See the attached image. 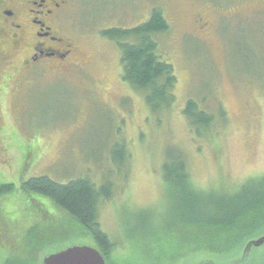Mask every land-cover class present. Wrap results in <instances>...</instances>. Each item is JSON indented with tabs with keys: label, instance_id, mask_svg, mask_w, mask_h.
Instances as JSON below:
<instances>
[{
	"label": "rangeland",
	"instance_id": "1",
	"mask_svg": "<svg viewBox=\"0 0 264 264\" xmlns=\"http://www.w3.org/2000/svg\"><path fill=\"white\" fill-rule=\"evenodd\" d=\"M69 8L67 30L80 43L76 64L27 81L0 117V184L14 185L0 195V264H41L36 248L26 251L28 226L56 234L71 223L52 199L22 192L20 183L36 176L112 184L98 217L114 244L110 264H199L202 256L212 264L240 262L242 252L234 254L242 241L215 248L211 239L260 238L264 203L236 221L234 229L254 219L250 229L182 225L195 211L166 191L161 165L169 149L182 153L190 179L207 194L197 213L208 218L218 214L209 202L229 196L224 190L231 194L248 179L257 186L264 175V0H70ZM152 8L170 25L156 35L158 55L177 78L175 104L159 114L123 81L120 50L101 34L140 25ZM188 100L213 117L212 126L193 130L182 114ZM72 244L96 247L79 236L50 252ZM251 255L244 264H264V245Z\"/></svg>",
	"mask_w": 264,
	"mask_h": 264
},
{
	"label": "trees",
	"instance_id": "2",
	"mask_svg": "<svg viewBox=\"0 0 264 264\" xmlns=\"http://www.w3.org/2000/svg\"><path fill=\"white\" fill-rule=\"evenodd\" d=\"M150 15L148 20L130 29L111 28L102 31L101 34L107 39L113 40L118 50H120L119 61L122 65L123 81L143 95L150 112L159 114L175 104L174 89L177 78L172 64L167 60L160 59L158 55L156 35L168 31L170 25L161 9L152 8ZM186 103L182 114L188 119L189 125L196 133H198L197 129L201 125L205 126V129L212 126V116L198 110V106L194 101L188 100ZM173 150H168L161 165L165 189L175 199H179L180 203H183L187 209L195 211L193 217L189 214L191 217L181 221L182 225L195 226L198 229L231 226L227 228L229 230H245L255 226L254 219H252L249 221L248 226L234 229L239 225L236 222L239 218L249 214V212L264 203V175L255 181L257 186L253 185V179H248L241 187L235 188V192L231 194L228 193L229 190H224L223 193L229 196L218 201L215 200V202H209L211 203L210 207L216 208L218 214L214 218H208L204 216L203 209L202 213H197V205L205 206L207 204L202 201L204 196L207 195L206 192L196 187L190 179L189 169H187L186 160L182 153ZM115 161L123 163L119 158ZM20 188L23 193H27L28 198L33 199V196L42 195L52 199L57 208L62 209L71 222L70 224H62L60 232L56 234L49 230L51 228L44 229L48 231L38 233L39 227L28 226L25 236L31 237L33 240L26 242V251L30 254L36 248L34 261L40 262L51 249L60 248L62 243L72 237L87 236L95 242L96 248L103 255L106 264H110V254L114 251V244L107 233L100 228L98 217L99 205L112 197V184L103 183V185L97 186L87 176L69 179L64 183H57L48 176H36L21 182ZM12 190H14L13 184H0V195ZM35 205L37 206V204ZM8 220L7 217L6 221ZM60 227L58 228L60 229ZM204 234L202 235L205 236ZM34 235L40 238L36 240L33 237ZM232 237L233 235L218 241L215 238L211 239L214 242L212 247H227L232 240L242 241L243 243L246 241V237L243 236ZM168 250L167 247L164 252L167 253ZM175 257L176 255L171 259L173 260ZM164 261L167 262L166 259ZM5 264H22V261L7 259Z\"/></svg>",
	"mask_w": 264,
	"mask_h": 264
},
{
	"label": "flooded vegetation",
	"instance_id": "3",
	"mask_svg": "<svg viewBox=\"0 0 264 264\" xmlns=\"http://www.w3.org/2000/svg\"><path fill=\"white\" fill-rule=\"evenodd\" d=\"M69 5L70 0H0V117L27 81L54 78L76 64L80 43L67 30Z\"/></svg>",
	"mask_w": 264,
	"mask_h": 264
},
{
	"label": "water",
	"instance_id": "4",
	"mask_svg": "<svg viewBox=\"0 0 264 264\" xmlns=\"http://www.w3.org/2000/svg\"><path fill=\"white\" fill-rule=\"evenodd\" d=\"M259 236L260 238L257 236H255L257 238L251 237L242 244L239 250L236 251L238 253L234 255L236 257L242 252L243 258L240 262L237 261L232 264H244L246 259L249 260L251 258L253 251L261 249L264 245V234ZM206 259L207 257L204 258V256H202L199 260L203 261L199 264H212ZM41 264H106V262L103 255L96 247L94 248L85 244H72V246H67L59 251L50 252V254L42 258ZM195 264H197V262Z\"/></svg>",
	"mask_w": 264,
	"mask_h": 264
}]
</instances>
